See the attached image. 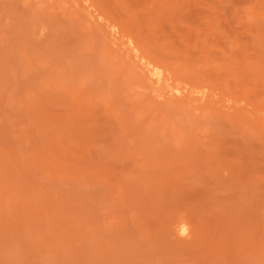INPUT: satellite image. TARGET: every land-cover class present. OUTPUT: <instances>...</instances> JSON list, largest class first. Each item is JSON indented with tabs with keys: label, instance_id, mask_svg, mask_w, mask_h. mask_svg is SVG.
I'll list each match as a JSON object with an SVG mask.
<instances>
[{
	"label": "rangeland",
	"instance_id": "rangeland-1",
	"mask_svg": "<svg viewBox=\"0 0 264 264\" xmlns=\"http://www.w3.org/2000/svg\"><path fill=\"white\" fill-rule=\"evenodd\" d=\"M0 264H264V0H0Z\"/></svg>",
	"mask_w": 264,
	"mask_h": 264
},
{
	"label": "bare ground",
	"instance_id": "bare-ground-1",
	"mask_svg": "<svg viewBox=\"0 0 264 264\" xmlns=\"http://www.w3.org/2000/svg\"><path fill=\"white\" fill-rule=\"evenodd\" d=\"M122 37H124V39L120 41V47L123 54L131 57L136 63L142 78L145 79L151 86L150 88H152L158 96H167L174 99H191L197 100L198 102H204L213 98L212 95H208L207 92L195 90L192 86L185 87L181 85L180 81L175 79L168 69L142 52L131 37L127 35H123ZM183 221H178L176 223V234L186 237L190 235V228L188 223Z\"/></svg>",
	"mask_w": 264,
	"mask_h": 264
}]
</instances>
